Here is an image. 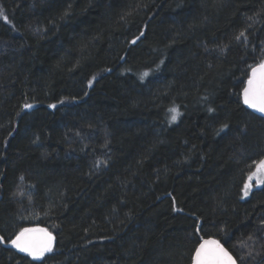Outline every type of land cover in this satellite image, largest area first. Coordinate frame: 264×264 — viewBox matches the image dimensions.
I'll return each mask as SVG.
<instances>
[{
  "label": "trees",
  "instance_id": "16d2710c",
  "mask_svg": "<svg viewBox=\"0 0 264 264\" xmlns=\"http://www.w3.org/2000/svg\"><path fill=\"white\" fill-rule=\"evenodd\" d=\"M0 7V264H190L207 237L264 264V184L242 198L264 117L240 96L264 59V0ZM36 226L52 253L7 243Z\"/></svg>",
  "mask_w": 264,
  "mask_h": 264
},
{
  "label": "snow or ice",
  "instance_id": "6c2138e0",
  "mask_svg": "<svg viewBox=\"0 0 264 264\" xmlns=\"http://www.w3.org/2000/svg\"><path fill=\"white\" fill-rule=\"evenodd\" d=\"M214 3H219V0H214ZM264 11V10H262ZM126 15H131V12L126 13ZM259 14H254L253 16L248 17L249 20L255 22L256 17ZM0 17L5 16V11L2 7H0ZM121 19H124V16H121ZM250 27V25H249ZM141 36L144 35L142 31L140 33ZM243 38L245 41L247 40V36L244 30H241L234 36L236 41H240ZM140 37H136L131 43L135 44ZM220 47V46H218ZM227 47V46H223ZM223 50V48H221ZM147 73L142 74L141 79ZM92 81H89L91 84ZM243 102L249 107L258 109L260 112L264 113V62L259 63L255 67L251 69V73L246 82V86L243 89ZM32 105L24 104V108H31ZM49 107H55V105H49ZM171 113L170 121H175L179 112L176 107H171L168 109ZM209 112L214 111V109L209 108ZM228 124H222L218 131H223L225 128H228ZM11 135V134H10ZM107 143V142H106ZM107 161L97 160L94 162V168H100L103 165H106ZM256 165L257 172H264V159L256 162L253 161ZM257 173H251L249 179L252 176H256ZM24 177L21 176V179ZM262 181L259 177L256 180L257 184H260ZM250 185L245 183V196L248 195L247 189H249ZM170 195V194H169ZM173 210L176 211L175 207V199H173ZM264 223V221H261ZM201 225L199 221H197V231L199 232L201 229ZM39 234V235H33ZM54 237L51 233H48L46 229H38V228H23L18 233H16L15 238H9L7 243L11 244L13 247L18 249L20 252L27 253L28 256H31L33 259H38L43 257L45 253H52L53 246L52 241ZM5 243V238L0 236V244ZM248 256H251V252L248 253ZM245 258L240 257L241 262H243ZM192 264H237L236 259L229 254V252L220 244L219 241L209 239V240H201L199 245L195 249V253L192 257Z\"/></svg>",
  "mask_w": 264,
  "mask_h": 264
},
{
  "label": "rangeland",
  "instance_id": "374dc122",
  "mask_svg": "<svg viewBox=\"0 0 264 264\" xmlns=\"http://www.w3.org/2000/svg\"><path fill=\"white\" fill-rule=\"evenodd\" d=\"M262 159H264V158H262ZM251 173H257V175L256 176H252L251 179H249V176H250ZM258 177L262 181H264V172H257V168H256V165H255L254 169L249 173V175L247 177V180L245 182V183H248L250 185L249 189H247L248 195L245 196V194H244L245 193V190H246L245 189V185H244V189H243V192H242V198H247L254 189L260 188V187L263 186L264 182H262L260 184H257L256 183V180H257Z\"/></svg>",
  "mask_w": 264,
  "mask_h": 264
},
{
  "label": "water",
  "instance_id": "95a60500",
  "mask_svg": "<svg viewBox=\"0 0 264 264\" xmlns=\"http://www.w3.org/2000/svg\"><path fill=\"white\" fill-rule=\"evenodd\" d=\"M261 62H264V59L261 61ZM260 62V63H261ZM259 64V63H258ZM258 64H256V65H258ZM256 65H254L253 67H255ZM252 67V68H253ZM251 68V69H252ZM251 69H250V71H249V75H250V73H251ZM249 77V76H248ZM247 80H248V78L246 79V81H245V83H244V86H243V88H242V90H241V93H240V96H241V99H242V102H243V89H244V87L246 86V82H247ZM244 103V102H243ZM245 106H247L248 108H250L252 111H254V112H256L257 114H260L261 116H263L264 117V113H262V112H260L258 109H255V108H252V107H249V105H246V104H244ZM30 228H38V229H46L45 227H42V226H36V227H30ZM47 230V229H46ZM47 232L48 233H50L48 230H47ZM33 235H39V234H33ZM51 235L53 236V234L51 233ZM54 237V236H53ZM209 239H213V240H217L216 238H214V237H207V238H204V239H202V240H209ZM218 241V240H217ZM201 242V241H200ZM199 242V243H200ZM53 244H54V239H53V241H52V246H53ZM226 250H227V248L222 244V243H220ZM199 245V244H198ZM197 245V246H198ZM15 248V247H14ZM16 249V248H15ZM18 250V249H17ZM19 251V250H18ZM228 251V250H227ZM20 252V251H19ZM229 252V251H228ZM21 253H23V252H21ZM194 253H195V251H194ZM194 253H193V255H194ZM24 254H27V253H24ZM229 254L233 257V255L229 252ZM193 257V256H192ZM233 259H235L234 257H233ZM190 264H192V260H191V262H190Z\"/></svg>",
  "mask_w": 264,
  "mask_h": 264
}]
</instances>
